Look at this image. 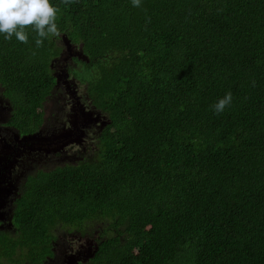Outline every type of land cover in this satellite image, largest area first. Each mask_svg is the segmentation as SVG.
<instances>
[{
    "label": "trees",
    "instance_id": "trees-1",
    "mask_svg": "<svg viewBox=\"0 0 264 264\" xmlns=\"http://www.w3.org/2000/svg\"><path fill=\"white\" fill-rule=\"evenodd\" d=\"M52 2L85 57L68 73L109 122L82 161L26 177L0 234L12 263L52 255L58 226L100 223L86 264H264V0ZM34 35H0L7 123L25 135L59 54L60 36Z\"/></svg>",
    "mask_w": 264,
    "mask_h": 264
},
{
    "label": "rangeland",
    "instance_id": "rangeland-1",
    "mask_svg": "<svg viewBox=\"0 0 264 264\" xmlns=\"http://www.w3.org/2000/svg\"><path fill=\"white\" fill-rule=\"evenodd\" d=\"M57 45L59 56L51 62V68L58 93L54 90L49 105V110L57 116L48 115L38 132L16 136L5 128L4 121L11 107L0 87V225L5 228L11 224L13 200L18 197L25 176L38 168L59 167L53 164L63 154L74 160L85 156L94 148L102 125L107 121V116L90 104L83 86L68 75V70L76 66L75 61L80 58L79 48L72 43H65L62 36L58 38ZM56 97L57 100L61 97L63 100H56L55 107ZM67 107L68 117L64 120L62 113ZM51 146L59 151L52 150ZM99 232L100 223L90 224L84 231L69 226L56 227V239L52 243L53 256L44 264H76L85 261L95 249L93 243Z\"/></svg>",
    "mask_w": 264,
    "mask_h": 264
},
{
    "label": "clouds",
    "instance_id": "clouds-1",
    "mask_svg": "<svg viewBox=\"0 0 264 264\" xmlns=\"http://www.w3.org/2000/svg\"><path fill=\"white\" fill-rule=\"evenodd\" d=\"M140 7L141 0H132ZM58 9L52 0H0V35L6 40L13 37L21 43H29V33H35L36 48L46 40L61 36L57 24ZM232 102L231 92L219 98L211 107L216 113L223 112Z\"/></svg>",
    "mask_w": 264,
    "mask_h": 264
},
{
    "label": "flooded vegetation",
    "instance_id": "flooded-vegetation-1",
    "mask_svg": "<svg viewBox=\"0 0 264 264\" xmlns=\"http://www.w3.org/2000/svg\"><path fill=\"white\" fill-rule=\"evenodd\" d=\"M74 45H75V44H74ZM76 46H77V45H76ZM77 47H78V46H77ZM58 56H59V54H58ZM58 56H56L55 58H57ZM55 58H54V59H55ZM54 59H53V60H54ZM53 60H52V61H53ZM75 62H76V61H75ZM51 69H52V68H51ZM52 74H53V72H52ZM53 75H54V74H53ZM68 75H69L70 77H72L73 79H75V77H73L72 74L68 73ZM75 80H76V79H75ZM76 81H77V80H76ZM55 84H56V81H55V83H54V87H53V90H52V94H50L49 96H47V97L45 98L44 102H43L42 110H43V112H44V115H43V117H42V124H41V126L38 128L39 130H40L41 127H43L45 121L48 119V115H55L53 111H50V110H49V105H50L51 98L53 97V92H54V90H56V85H55ZM56 91H57V93H58V90H56ZM59 99H60L61 101L63 100L62 97L59 98ZM59 99L57 100V97L54 99V106H55V107H56V100L59 102ZM87 99H88V98H87ZM68 109H69V107H67V108H66V111H64V112L62 113V115L64 116V117H62V118H63L64 120L67 119V117H68ZM55 116H57V115H55ZM8 117H9V116H8ZM8 117H7V118L5 119V121H4V126H5V128L8 129V130L13 131V132L15 133L16 136H26L25 134H20V132H19L17 129H15L13 126H11L10 124L7 123ZM39 130H38V131H39ZM101 130H102V129H101ZM38 131H37V132H38ZM100 132H101V131H100ZM13 140H14V139H13ZM13 140H12V141H13ZM6 143H8V142H6ZM9 143L11 144V142H9ZM51 148H52V150H54V151L58 150V149H57L56 147H54V146H51ZM58 151H59V150H58ZM86 155H87V154H86ZM84 157H85V156L82 155L78 160H74V159H72L71 157H69V156H65V155L63 154L61 157L55 159L56 162H54L53 165H54V166H56V165L64 166V165H68V164H77L78 162L82 161V160L84 159ZM40 169H42V168H38L37 170H40ZM37 170H36V171H37ZM36 171H35V172H36ZM35 172H33V173H35ZM33 173H31V174H33ZM29 175H30V174H28V175L25 176V178H24L22 184L20 185L18 196H19V194H20L21 188H22V186H23V184H24V181H25L26 177L29 176ZM16 198H17V197H16ZM16 198L13 200L12 212H11V222H12V217H13L14 202H15ZM0 224H2V222H0ZM55 231H56V228H55L54 231H53V234H54V235H55ZM0 234H5V235H7V236H9V237H13V236L15 235V232H14V227H13L12 223H11L8 227H6V228L0 225ZM97 235H98V234H97ZM55 239H56V235H55ZM55 239H54V240H55ZM54 240H52V241L50 242V244H51V250H52V243H53ZM93 244H95V248H96L97 241H94ZM94 250H95V249H94ZM93 252H94V251H93ZM93 252H92V254H93ZM18 254H22L20 250H18V251H16L15 253H13V252L10 251V249H5L4 247L0 246V262H1L2 264H13L12 262L17 258ZM52 256H53V250H52V255H45V258L42 260V262H41L40 264H44V262H45L48 258H52ZM90 256H91V255H90ZM90 256H89L85 261H83V262H78V263H76V264H86V263L90 260V258H91ZM15 264H29V260H28L26 257H21V259L18 260Z\"/></svg>",
    "mask_w": 264,
    "mask_h": 264
},
{
    "label": "water",
    "instance_id": "water-1",
    "mask_svg": "<svg viewBox=\"0 0 264 264\" xmlns=\"http://www.w3.org/2000/svg\"><path fill=\"white\" fill-rule=\"evenodd\" d=\"M62 39H63V41L65 42V43H70V40L67 38V36H65V35H62ZM79 50H80V48H79ZM79 57H80V59H84L85 57H84V55L82 54V52H81V55H79ZM109 121H108V119H107V121L102 125V128L108 123ZM34 134V133H33ZM32 135V134H31ZM26 136H28V135H26Z\"/></svg>",
    "mask_w": 264,
    "mask_h": 264
}]
</instances>
